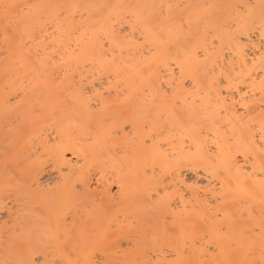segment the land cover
<instances>
[{
    "label": "bare ground",
    "instance_id": "6f19581e",
    "mask_svg": "<svg viewBox=\"0 0 264 264\" xmlns=\"http://www.w3.org/2000/svg\"><path fill=\"white\" fill-rule=\"evenodd\" d=\"M0 264H264V0H0Z\"/></svg>",
    "mask_w": 264,
    "mask_h": 264
},
{
    "label": "rangeland",
    "instance_id": "374dc122",
    "mask_svg": "<svg viewBox=\"0 0 264 264\" xmlns=\"http://www.w3.org/2000/svg\"><path fill=\"white\" fill-rule=\"evenodd\" d=\"M262 44H258L257 46H255L256 48H259ZM261 49V48H260ZM256 50H259V49H256ZM251 87V85H250ZM249 89V88H248Z\"/></svg>",
    "mask_w": 264,
    "mask_h": 264
}]
</instances>
